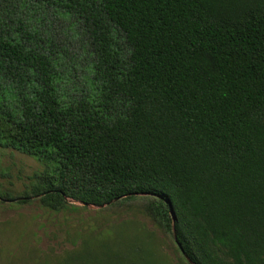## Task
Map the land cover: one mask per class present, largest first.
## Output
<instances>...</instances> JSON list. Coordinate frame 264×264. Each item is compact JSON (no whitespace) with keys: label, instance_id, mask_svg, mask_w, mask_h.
Here are the masks:
<instances>
[{"label":"trees","instance_id":"16d2710c","mask_svg":"<svg viewBox=\"0 0 264 264\" xmlns=\"http://www.w3.org/2000/svg\"><path fill=\"white\" fill-rule=\"evenodd\" d=\"M0 147L43 166L2 201H140L184 264H264V0H0Z\"/></svg>","mask_w":264,"mask_h":264},{"label":"rangeland","instance_id":"374dc122","mask_svg":"<svg viewBox=\"0 0 264 264\" xmlns=\"http://www.w3.org/2000/svg\"><path fill=\"white\" fill-rule=\"evenodd\" d=\"M42 168L33 157L0 147V189L12 197L21 196ZM139 202H130L131 209L69 199L66 209L53 211L34 198L21 204L0 200V264L154 263L151 255L145 258L147 263L136 262L114 253L118 251L130 256L151 253L161 264H184L172 240L139 214L135 208ZM104 244L114 252L99 249Z\"/></svg>","mask_w":264,"mask_h":264},{"label":"water","instance_id":"95a60500","mask_svg":"<svg viewBox=\"0 0 264 264\" xmlns=\"http://www.w3.org/2000/svg\"><path fill=\"white\" fill-rule=\"evenodd\" d=\"M83 204V203H82ZM171 212H172V208H171ZM173 213V212H172ZM178 245V247H179V249L181 250V248H180V244H177Z\"/></svg>","mask_w":264,"mask_h":264}]
</instances>
